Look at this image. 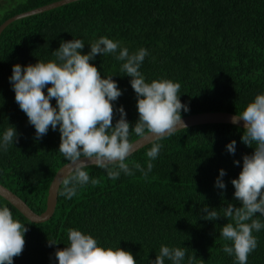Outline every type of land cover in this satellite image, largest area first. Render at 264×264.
<instances>
[{"label": "trees", "instance_id": "trees-1", "mask_svg": "<svg viewBox=\"0 0 264 264\" xmlns=\"http://www.w3.org/2000/svg\"><path fill=\"white\" fill-rule=\"evenodd\" d=\"M57 0H0V25L8 18ZM100 36L120 42L130 53L148 50L140 71L151 82L167 78L181 84L180 100L188 105L181 116L208 111L241 113L257 94L264 93V0H77L18 19L0 36V140L14 126L18 139L8 151L0 149V183L18 194L36 212L46 209L51 182L68 163L59 153L60 132L49 127L37 139L33 125L15 101L10 83L12 67L55 59L52 52L61 41L82 39L84 53ZM116 54L97 55L91 63L101 75H113L122 95L126 119L138 120L137 96L131 77L121 73ZM45 93L47 89H44ZM51 103L55 106L56 101ZM119 112L113 119L115 124ZM243 127L230 123L199 124L158 141L163 145L153 168L145 176L132 168L113 180L103 168L90 166L97 185L80 186L71 199L58 194L52 217L32 222L0 196L14 218L28 228L25 247L13 264H58L57 248L68 244V229L92 234L105 246L131 251L137 264H148L161 245L186 249L182 264L195 256L194 264H237L223 251L220 236L227 218L203 219L202 208L221 211L234 198L231 181L238 178L243 156L254 147L241 141ZM137 137L133 132L131 141ZM236 141L235 153L227 144ZM152 143L132 153L126 163L147 170L146 153ZM235 161H239L237 164ZM111 167V166H110ZM220 169L226 187L216 186ZM62 188H59V191ZM255 218L264 223V216ZM257 248L247 264H264V228L253 233ZM49 239L58 243L49 246ZM165 264H172L165 260Z\"/></svg>", "mask_w": 264, "mask_h": 264}, {"label": "clouds", "instance_id": "clouds-1", "mask_svg": "<svg viewBox=\"0 0 264 264\" xmlns=\"http://www.w3.org/2000/svg\"><path fill=\"white\" fill-rule=\"evenodd\" d=\"M85 42L82 39L61 41L52 52L55 59L38 60L34 64L22 66L16 63L9 78L15 92V101L26 114L28 122L34 126L36 138L47 134L49 127L59 128V153L68 162L69 169L60 178L59 195L68 199L77 195L80 186L91 181L87 169L94 165L107 171L109 178L117 179L121 172L132 175V168L145 176L152 171V160L156 159L163 145L158 141L170 137L181 129H186L181 112L189 111L188 105L180 100L181 84L171 79L160 78L146 81L140 71L148 55L141 47L130 53L121 47L120 42L100 36L90 43V51L82 52ZM122 61L121 73L131 77L130 83L137 96L138 120L134 126L126 119L123 106L116 109L114 101L121 95L113 75L102 76L100 70L91 63L97 55L116 54ZM47 89L45 93L44 89ZM56 101L55 106L51 103ZM119 112V119H113ZM243 121L241 141L254 147L251 155L243 156V166L238 178H233L234 198L240 206L228 203L221 211L204 205L203 219L217 220L227 218L222 225L220 236L226 243L223 251L234 255L237 264H247L248 256L258 246L254 232L264 228V223L255 218L264 216V93L257 94L245 109L232 117L233 123ZM137 137L150 135L152 147L147 151L149 158L147 170L139 163L132 167L125 161L132 154V133ZM18 139L14 126L4 131L0 149L8 151L9 145ZM230 153L236 151V141L227 144ZM83 158V159H82ZM239 164V161H235ZM111 166V167H110ZM225 170L220 169L216 186L226 187L221 179ZM25 223L14 218L8 206H0V264H13L14 257L22 254L25 247ZM68 244L55 252L58 264H137L131 251L119 246L102 245L92 234L76 228L68 229ZM58 241L49 239V246ZM186 249L161 245L159 253L148 264H182ZM196 257L188 258L187 264H194Z\"/></svg>", "mask_w": 264, "mask_h": 264}, {"label": "water", "instance_id": "water-1", "mask_svg": "<svg viewBox=\"0 0 264 264\" xmlns=\"http://www.w3.org/2000/svg\"><path fill=\"white\" fill-rule=\"evenodd\" d=\"M77 0H57L55 2H51L49 4L36 7L34 9L18 13L8 19H6L0 25V36L4 29L11 24L12 22L22 19L27 16L35 15L42 13L47 10H51L65 4L74 2ZM237 114L226 112V111H208L201 112L183 116L182 119L187 127L199 125V124H207V123H230L240 127H243V121L241 120L239 123H233L232 117ZM133 151L132 153L138 151L143 148L145 145L152 143V137L150 135H145L144 137H139L133 142ZM83 159V158H82ZM68 163L64 164L55 174L47 197L46 209L38 213L34 211L25 200H23L18 194L12 191L7 186L0 183V196L5 198L8 202L14 205L25 217H27L32 222H44L49 220L55 212L57 202H58V194H59V182L60 178L65 175L69 169Z\"/></svg>", "mask_w": 264, "mask_h": 264}]
</instances>
